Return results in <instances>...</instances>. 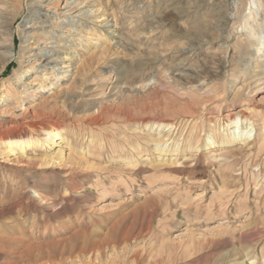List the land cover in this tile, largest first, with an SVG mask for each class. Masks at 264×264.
<instances>
[{
    "label": "rangeland",
    "instance_id": "1",
    "mask_svg": "<svg viewBox=\"0 0 264 264\" xmlns=\"http://www.w3.org/2000/svg\"><path fill=\"white\" fill-rule=\"evenodd\" d=\"M213 3L102 0L99 28L106 45L81 44L68 25L70 34L62 29L44 43L36 37L54 21L41 27L26 18L25 9L12 22L6 15L15 53L27 35L23 46L30 57L8 63L0 87L19 67H35L26 94L0 103V130L52 117L62 121L70 139L61 146L63 162L20 163L19 170L3 167L0 147V264H264V58L252 47L249 56L233 52L240 35L235 29L228 32L226 45L233 49L226 56L208 33L193 40L191 26L200 22L206 32ZM156 19L157 34L146 26ZM19 28L26 33L19 35ZM196 43L201 48L181 52ZM1 44L0 64L8 50L4 39ZM58 44L67 51L59 66L69 63L72 71L65 79L55 71L34 92L31 80L39 81L35 74L41 75L44 60L39 49ZM85 60L86 69L77 73ZM138 62L147 65L134 70ZM69 91L78 95L71 104L64 102ZM20 101L31 115H23ZM240 109L245 115L239 131L247 129L254 141L250 147L243 141L222 144L234 130L226 113L236 116ZM155 122L171 127L155 129ZM161 136L159 152L154 140ZM57 143L47 159L60 148ZM42 154L38 148L28 157Z\"/></svg>",
    "mask_w": 264,
    "mask_h": 264
},
{
    "label": "bare ground",
    "instance_id": "2",
    "mask_svg": "<svg viewBox=\"0 0 264 264\" xmlns=\"http://www.w3.org/2000/svg\"><path fill=\"white\" fill-rule=\"evenodd\" d=\"M196 1L200 2V1H205V0H196ZM14 2L18 3V8H15ZM23 2H24V0H0V39L2 40V41H0V43H2L1 45H3V39H4V42H5L4 46L6 48H8V50L5 52L6 58L4 60L2 58V62L0 64V73L3 72L5 66L8 63H10L13 59L18 58V60L21 62V64H23L24 60L26 58L30 57V55H29L30 52L23 45H25L27 43V41L30 40L31 38L27 35H23V37H21V41L23 40L22 41L23 47L21 46L19 48V53L16 54L15 53V46H14L13 29H11V26L8 24L9 22L7 23V21H9V20H11L10 22H12V20L14 18H16V16H18L23 9H25L27 11L26 18L31 19L32 22H35L36 24H38L41 27H43V25H47V24L51 23L50 20L54 21L52 23L54 29L50 28V30L48 32H45V34H41L42 36H40L38 38L36 37V40H43L44 43H46L47 40L54 39L53 33L60 31L62 29H65L70 34V29H71L70 27H72L76 30L75 31L76 34H74V35L70 34V36L74 37V38L76 37L81 44H83V43L87 44V43L94 42V43H102L103 45L104 44L106 45V42H107L106 36L101 32V30L99 28V26L101 25V21H100L101 15H99L98 13L100 11V7L102 6V0H92V1H88V0H72V1H70V0H26L25 3H23ZM241 5L244 7L243 12L240 15H237L240 8H241ZM211 6H212L210 9L211 11H209V13H208L209 17H207V18H209V21H208L209 25H207L205 27L206 32H204V30H203L204 28L202 27V25H204V24L200 25L199 24L200 22L199 23L198 22L195 23L196 21L194 23L192 22L193 25L190 28L191 29L190 33H191V36L193 37V40L196 41V39L200 40L201 38L205 39V37L207 35L206 33H208L212 42H219L218 44H220V46H222L225 49L224 55L226 56L227 51L229 50V47H230V46L226 45L227 39L229 38L228 32L230 31V29L231 30L235 29L240 33V35L237 37V39L235 38L236 43H234V46H233L234 49H233V47H230L233 49V52H234V50H238L241 57L249 56L250 55L249 49L252 47L255 54L257 55V57H259L260 59L264 58V5H263V0H244V3H242V4H240V2L238 0H215V3H213ZM62 9H63V11L61 12ZM42 11L45 12L44 15H41ZM50 11H54L55 13H58L61 18H59V20L55 19L53 17L51 18L48 14V12H50ZM72 14H75V17H73L71 19L72 21H71V25H70L68 23V19L72 16ZM208 14H207V16H208ZM6 15L10 16L9 20L7 19ZM88 20H91L90 24L86 23V21H88ZM160 21H161V19L160 20L159 19L158 20L157 19L151 20V21H149V23L146 26L150 30H152V32H155V34H157L158 28L159 29L161 28L158 26V22H160ZM107 23H105V24H107ZM159 24H161V23H159ZM64 25H66V26L68 25L70 27H64ZM148 28H146V29H148ZM124 29H126V28H124ZM25 33L26 32L24 31V29H21V28L18 29L19 35L25 34ZM211 41L209 40V42H211ZM162 42H163V40H162ZM201 42L204 45L203 41H201ZM191 43L194 44L195 42H191ZM60 44H58L56 47H53L49 50L44 49L42 46L40 47L39 52L37 54L40 55L41 57H44V60H43V64L41 65L42 66V70L40 71L41 75L39 76V75L35 74L37 76L36 78H39V81L31 80L32 81L31 83H33L34 86H37V88L34 92H36L37 90L43 89L44 85L42 84V82H45L48 79V76L53 74L55 71L59 75H61L62 79L67 78V74L72 71V70H68L70 67L69 63H67L66 64L67 66H64V67L59 66L60 64H65L66 62L63 63V61L67 60V58H64V55H67L64 53V52H67V51H65L66 46L60 45ZM193 44H192V47L186 48L181 52L182 53L183 52L188 53L190 51H196L197 49L201 48L200 47L201 44H197V43H196L197 45H193ZM85 49H87V48L85 47ZM109 50L110 49L108 47L105 49L104 52L106 53V51H109ZM45 51H49L51 54L46 56ZM39 60L40 59H38L37 61H39ZM85 62H86V60L83 63H85ZM87 65L88 64H86V63L81 65L80 69L77 70V73L83 72L86 69ZM143 65H147L146 62H143V63L138 62V64L136 63L134 70H138L139 68L143 67ZM34 67H35L34 64L31 65L30 67H27V69H23L21 66L17 69V71H15V74L12 78L2 82L1 87H0V103L8 102L9 99L10 100L21 99L20 96L26 94L27 90L23 87L30 83L29 80H30L32 75H29V73L34 71ZM57 67H59V68H57ZM224 69H225V67H224ZM125 71H126V69H125ZM115 72H117V71H115ZM231 72H232V69H231ZM126 73L129 74V70ZM130 73H131V70H130ZM82 85H83V82H81V84H79V86H82ZM9 88L11 90H13L12 94H8L7 89H9ZM18 88H20V90H18ZM75 88L76 87L74 86L73 89H75ZM16 89H17V91H16ZM211 91L214 93V92H216V89L213 88V89H211ZM206 92H207V90H206ZM34 96H36L35 93L31 94L28 99H33ZM77 97H78V95L74 91H71V92L69 91L67 94H65L64 102L71 104L72 101L74 99H76ZM233 98H235V97H233ZM19 105H20V108L22 110L23 115H25V116L31 115V113L28 110L29 107L27 108L23 104V101H20ZM241 113H243L241 109L237 112L236 116H234V114H236V113H233V112L226 113L225 117L228 121L232 120V122H231L232 127L231 128H233L234 130L231 133V135H228L225 137V139L221 142L222 144H225V143L231 144V143H234L236 141H243L242 144H244V146H245V144H247L250 147V143L252 141H254L255 138L250 140V138L248 137L249 131H247V129L239 131L238 124L240 123V126L242 125L241 116L243 117V115H245V114L241 115ZM36 116L37 115L35 113L32 118H35ZM27 118H29V117H27ZM247 120H248L247 118H244V122ZM158 122H155L151 126L154 127L155 129H157L159 127L160 128L161 127L162 128L171 127L170 124L165 125V124H162L163 122H160V124ZM262 123H263V121H262ZM173 124H175V123H173ZM256 127H257V125H256ZM263 127H261V128H263ZM169 129H172V128H169ZM262 131H263V129H262ZM65 132L66 131L62 125V121H60L59 119H56V118H52V117L47 118V119L43 118L39 121H31L30 123H28L25 126H23V125L18 126V127L16 126V128L11 129V130H5V131L0 130V147L2 148V151L5 152V156H6V159H4L2 161L3 167L10 166L14 169L19 170L18 165L20 163H21V165H27L29 167V165L31 166V165L37 164L36 163L37 161H41L42 163H46V162L50 163V161H52V160H56L57 162L58 161L63 162V160H65V158L63 157L64 154L61 151V148H63V147H61V146L63 144L69 143V139H70L67 137V135L64 136ZM234 132H237V134L235 135ZM162 139H165V138L164 137L162 138V136H161V137H158L156 140H154L155 142H157V144H155V143L154 144L156 145L157 150H159V152L163 151V149H160V147H161L160 145L163 142L162 141L160 143V141ZM262 139H263L262 144L264 146V133H263ZM57 140H60V141L57 143ZM56 143L58 145L61 144L60 148L58 147L59 149H57L56 152H53L52 157L47 159V152H49V149L51 148V146L53 144H56ZM38 148L40 150H43V154L40 157H34V158L28 157L30 152H35L36 149H38ZM245 148H247V147H244L243 149L246 150ZM243 149L242 150L240 149L241 153H243L242 152V151H244ZM247 149H249V148H247ZM228 151H231V150H228ZM236 152H234V153H236ZM222 153H224V152H222ZM234 153L233 154L230 153L231 154L230 156H235ZM217 154L219 155L220 152H218ZM250 154H251V152H250ZM10 156H12L13 158L9 159ZM219 157L222 159L223 156L222 157L219 156ZM221 159H220V161H221ZM223 159L221 162H223ZM182 163L184 164L185 162H182ZM182 163H180V164H182ZM129 164H131V163H129ZM0 166H1V162H0ZM129 168H130V170L132 169L131 167H129ZM227 169H229V168L227 167ZM221 171L224 172L223 169ZM235 171H237V170H235ZM34 186H35V184H34ZM42 186H44V185H42ZM34 188L36 189L37 187H34ZM37 189L39 191V188H37ZM34 191H36V190H34ZM12 192L14 194H16L15 190H13V189H12ZM21 194H23V193H21ZM37 194H36V196H38ZM40 199H41L40 201H42L46 204H49L50 206L53 204V202L50 200L47 201L46 199L45 200L42 198H40ZM37 203H39V202H37ZM7 210H9V209H7ZM58 212H60V211H58ZM3 213H5L4 210H3Z\"/></svg>",
    "mask_w": 264,
    "mask_h": 264
}]
</instances>
